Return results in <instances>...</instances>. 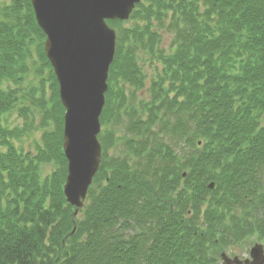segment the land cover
<instances>
[{
	"label": "trees",
	"instance_id": "obj_1",
	"mask_svg": "<svg viewBox=\"0 0 264 264\" xmlns=\"http://www.w3.org/2000/svg\"><path fill=\"white\" fill-rule=\"evenodd\" d=\"M147 1L132 18L142 13L150 23L121 29L109 83L146 87L135 46L160 51L153 21L164 25L168 12L172 49L158 55L165 68L160 79L151 77L147 103L127 111L125 93L115 106V89H108L103 158L73 235L75 208L64 195L65 109L45 35L31 0L0 9V118L19 98L2 83L22 81L35 37L55 86L44 126L56 127L32 157L11 143L27 130L0 124L7 149L0 148V264H221L228 247L264 242V0ZM123 128L122 156L109 159ZM53 161L58 169L42 181L40 166Z\"/></svg>",
	"mask_w": 264,
	"mask_h": 264
},
{
	"label": "water",
	"instance_id": "obj_2",
	"mask_svg": "<svg viewBox=\"0 0 264 264\" xmlns=\"http://www.w3.org/2000/svg\"><path fill=\"white\" fill-rule=\"evenodd\" d=\"M140 1L31 0L37 24L46 36L44 49L65 108L63 146L68 175L64 194L75 207L71 235L102 160L100 117L117 40L116 30L107 20H128ZM251 252L254 260L245 264H264L262 244L257 243ZM222 257L224 264H243L238 258Z\"/></svg>",
	"mask_w": 264,
	"mask_h": 264
},
{
	"label": "rangeland",
	"instance_id": "obj_3",
	"mask_svg": "<svg viewBox=\"0 0 264 264\" xmlns=\"http://www.w3.org/2000/svg\"><path fill=\"white\" fill-rule=\"evenodd\" d=\"M12 0H0V9L10 5ZM144 4L148 5L147 0H142ZM133 15V14H132ZM123 21L122 24L116 26L117 36L122 35L124 29L135 30L136 27L143 28L150 22H147L146 17L140 14L138 19L132 18ZM2 16L0 14V20ZM171 19L172 13L168 12L167 17L165 19L164 25H158L157 21H153V32L159 36L161 35V41L158 42L157 48L160 51H164L165 53L171 52V47L173 43L174 31L171 30ZM122 29V30H121ZM119 32V33H118ZM117 37V38H118ZM37 40L33 38V44L31 45L33 54L31 59L27 61L29 71L23 75V79L20 83H15L11 79L5 80L2 83V87L7 90H11L12 92H16V96L19 97L13 108L2 115L0 118L1 128L6 129L8 131L15 129L18 127L21 130H27L24 135L20 138L11 139V143L14 144L16 148L19 150H23L25 153L32 154V157L38 155V146L43 145V136L44 132L48 130V132H54L56 127L53 121H49L46 126H44L45 121L43 119L44 107H50V99L55 94V86L54 81L50 78L51 69L46 66V64H42V62L38 59L35 48H36ZM135 50L137 51L135 54L138 59V64L147 74L146 78V87L142 90L138 87L133 86L132 84L125 82L122 79H119L118 82L109 83V88H114V96L116 97L114 100V105H120L122 103L121 91H123L126 95V106L127 111L131 109L132 106H139L141 102H148L149 99V85L151 86L152 79L158 78L165 68L164 63L158 59V55L161 53L157 51V54H151L149 49L139 48V46H135ZM149 76V77H148ZM152 77V79H151ZM58 94H59V86H58ZM27 113L28 117H25L22 113ZM128 117L126 115L123 116V124L128 121ZM110 127L102 124V132L105 133ZM125 135L124 128L121 130H117L116 141L113 142V145H110L108 148V158H116L122 153L121 140ZM1 136V133H0ZM1 140V137H0ZM120 143V144H119ZM2 152L6 151V148H2ZM58 169L57 164L53 162H49V164H42L40 166V175L42 177V181L46 178H50L52 174ZM80 216V214H79ZM247 244L244 242V245ZM253 245V244H252ZM251 245V246H252ZM250 246V247H251ZM249 247V248H250ZM235 252H243L240 256L244 259L249 258V252L241 250L239 247H235ZM249 251V249H248ZM228 256L232 257L231 251H226Z\"/></svg>",
	"mask_w": 264,
	"mask_h": 264
}]
</instances>
